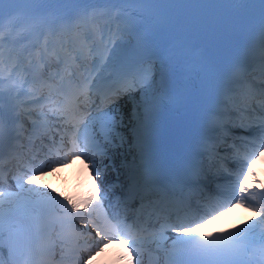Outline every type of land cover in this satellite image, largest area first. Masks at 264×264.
Here are the masks:
<instances>
[{"label": "snow or ice", "instance_id": "obj_1", "mask_svg": "<svg viewBox=\"0 0 264 264\" xmlns=\"http://www.w3.org/2000/svg\"><path fill=\"white\" fill-rule=\"evenodd\" d=\"M220 4L258 5L264 33V0H0V181L6 176L5 165L10 166L9 172L14 167L11 179L17 188L16 192L0 190V264H50L55 241L49 240L57 225L61 260L69 264H96L93 256L103 255L109 245L125 249L127 264H133V253L139 258L136 264H142V233L147 229L126 223L106 208L96 181H103L107 167L117 169L111 157L102 168L96 156H108L109 147L126 143L121 101L126 98L134 114L143 108L144 115H150L145 98L154 88L153 59L158 53L150 43L152 34L143 29L153 21V27L170 22L175 12L171 6ZM260 59L264 76V37ZM245 71L241 62L226 81L241 89L244 106L213 107L209 120V132H215L236 111L241 120L238 126L255 133L252 140L242 141L255 147L244 155L235 181L217 185L215 194L201 182L205 172L223 159L211 142L221 137L211 135L204 137L207 164L205 159H193L182 175L168 183L153 179L151 169L131 170L127 197H138L141 207L145 198L157 197L149 201L158 209V230L150 237L159 242L164 264H190L189 257L195 258L192 264H264V182L256 180L255 167L264 158V101L261 114L244 123L249 119L244 113L255 111L247 101L257 94L264 96V80L261 91L255 93L241 84ZM82 106L89 111H82ZM50 116L62 122L63 131L57 128L58 145L48 134ZM23 121H31L33 130L27 146L20 142ZM97 124L99 132L94 130ZM148 128L144 122L138 132L142 148ZM45 135L51 146L44 143ZM66 137L70 146L65 151ZM36 138L40 147H34ZM77 156L87 157L95 173L91 189L85 185L83 191L65 195L33 179L67 167ZM248 179L260 187H250L245 183ZM237 206L255 216L229 227L198 231ZM12 216L19 217L21 224L9 226L6 232L5 219ZM169 239L170 247L164 246Z\"/></svg>", "mask_w": 264, "mask_h": 264}, {"label": "bare ground", "instance_id": "obj_2", "mask_svg": "<svg viewBox=\"0 0 264 264\" xmlns=\"http://www.w3.org/2000/svg\"><path fill=\"white\" fill-rule=\"evenodd\" d=\"M154 88L153 90L149 93L148 97H146L145 99L148 101L150 99V96L153 94ZM137 98L140 99V94L137 93ZM125 104H127V102H124ZM131 107L128 106H124V128L121 129V131L123 132L125 139H126V143L119 148H111L109 147L108 149V156H103V157H98L97 160L101 161L100 166L103 168L104 165H108L109 164V159L108 157H111L114 164L116 163V159L118 158H126L128 157V155H131L133 152V147H134V141H133V127L138 123L135 115L133 113H131V109H132V105L130 104ZM143 112V108H141L140 113L138 116L141 115V113ZM96 130H98L99 132V125L97 124ZM99 136V135H98ZM99 138L102 141V137L99 136ZM79 159H75L70 165H68L67 167H63V168H58L56 169L55 172H51V174H49L47 176V178L45 176H43L42 178H37L36 180L41 184H47L50 188L51 187H55L57 191L60 192H66L68 195H75L78 192H81L84 190V186L86 185L88 189H91L93 181H92V175H94V172L90 171L89 166L85 167L83 164H81L79 161ZM117 164H115L116 166ZM116 168H118L116 166ZM115 171H113V168L111 166L107 167L105 170V174L104 176L106 177L107 181L110 180H115ZM58 176L59 179L64 180L65 183H57L56 177ZM79 180L80 184L78 186L73 185L74 181ZM84 180H86L85 182H83ZM231 183V181H229V184ZM96 184L100 187V190L102 189V182H99L98 180L96 181ZM17 190L15 189V187L11 186L10 188H8V190L6 192H16ZM113 247V246H112ZM129 247H131V245H129ZM115 250V253L117 255H119L121 257V259L125 260V258L127 259V252L125 251L124 248H122L121 246L117 245L115 247H113ZM148 249V246L146 244H142L141 245V252L143 253L144 251H146ZM146 256H150L153 259H155V255H150L148 253H143L142 257L145 259ZM125 257V258H124ZM134 260V257H133ZM127 263V260H125Z\"/></svg>", "mask_w": 264, "mask_h": 264}]
</instances>
